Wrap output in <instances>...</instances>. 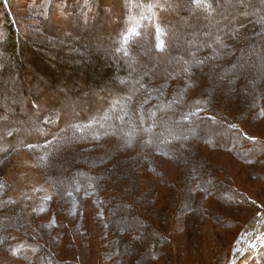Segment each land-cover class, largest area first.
Returning <instances> with one entry per match:
<instances>
[{
    "label": "trees",
    "instance_id": "16d2710c",
    "mask_svg": "<svg viewBox=\"0 0 264 264\" xmlns=\"http://www.w3.org/2000/svg\"><path fill=\"white\" fill-rule=\"evenodd\" d=\"M172 1L114 0V19L123 17V28L113 40L116 47L111 53L113 65L109 64L114 73L106 68L105 56L89 53L90 61L82 64L81 71L74 72L73 66L56 61L57 52L49 58L46 45L37 43L40 49L35 52L19 36L12 18L0 12L3 20L0 68L5 67L16 79L5 84L2 90L4 95L8 90L11 92L12 107H0V253L22 264H114L120 253L119 242L129 238V241L147 240L143 264L164 261L163 247L170 249L165 260L172 264L183 253L179 244L183 246L185 240L187 243L188 215L195 212L201 221L209 211L206 204L209 200L234 205H247L252 200L244 190L235 185H222L210 173L205 181L201 166H195L192 159L189 161L183 149L173 147L178 144L179 136L156 139L154 128L160 122L157 117L160 110L172 112L181 104L186 109L183 113L176 110L179 120L184 116L189 127L208 124L222 129L229 137L231 134L225 150L246 165L264 169V137L245 128L234 113L235 108L225 111L220 107L224 103L218 106L215 100L208 102L200 92L204 85L202 77L205 75L210 80L215 69L220 68H223L221 74L235 76L245 69L247 73L242 78L253 85L247 69L253 67L252 59L256 60L247 49L252 39L264 46V12L256 16L260 8H244L250 15L238 18L239 22L243 19L245 22L238 26L236 34L231 24L219 31L217 27L215 38L222 36L214 43L222 40L223 48L210 45V50L199 56L194 67L184 60L186 67L180 76L160 81H153L149 76L139 87L135 82L129 87L113 85L118 69L128 70L126 55L137 50L135 40L141 33L146 34L144 40H153L154 49H163L168 38L167 27L172 29L174 20L170 19L165 26L160 16H169ZM102 2L82 3L89 12L93 10L91 14L98 16ZM223 3L222 0H190L185 6L197 17L206 12L205 7L215 9ZM46 13L49 21L58 16L55 11ZM155 13L159 17L151 19ZM216 13L212 12L211 16L215 17ZM59 15L69 22V18L60 12ZM110 19L108 26L113 23ZM17 44L20 50H15ZM21 51L31 55L27 67L20 60L25 55ZM32 55L38 59L33 60ZM257 57V72L264 71V56ZM197 67L198 73L193 74V68ZM3 68L0 76L6 71ZM101 86L108 87L110 94L102 91ZM250 108L254 109L250 120L263 125L264 91L251 98ZM136 126L148 135L147 142L139 139L135 145L137 150L125 138L129 128ZM109 141L117 144L115 151L111 142L106 153L101 152L96 160H87L88 166L80 165V148L88 152ZM214 143L194 138L188 145L190 152L200 158L199 149L219 147ZM20 153L30 155L33 164L42 170L49 192L38 187L33 197L16 199L11 195L12 183L5 170ZM190 162L192 168L186 167ZM135 177L140 181L143 178L144 185L137 187ZM129 182L133 183L131 191H137L144 205L129 202L120 195V188L122 194H127ZM131 191L129 196L134 195ZM117 216L120 219L116 220ZM113 227L121 230V236L115 239L110 235ZM253 259L248 264H253ZM258 259L264 263L262 257Z\"/></svg>",
    "mask_w": 264,
    "mask_h": 264
},
{
    "label": "rangeland",
    "instance_id": "374dc122",
    "mask_svg": "<svg viewBox=\"0 0 264 264\" xmlns=\"http://www.w3.org/2000/svg\"><path fill=\"white\" fill-rule=\"evenodd\" d=\"M1 1L3 0H0V12L7 13L12 18L13 23L16 25V30L18 29L20 33H18L19 36H23V39L32 49H35V52H39L40 49L36 46L37 43H42V46L46 45L49 58L57 52V56L54 55L56 61L59 64L66 63L73 66V70L76 69L74 72L81 71L82 64L90 61L91 55L89 53L100 57L105 56L106 68L113 72L112 67L110 68L109 65H113L111 53L116 48L113 40L117 32L123 28V17L117 20L113 16V11L115 10L113 9L115 7L114 0H104V2L99 4L98 10L100 13L98 12V16L91 14L93 10L89 12L83 6V3L92 4V0H79L81 5L76 0H6L3 3ZM188 1L190 0L172 1L170 13H167L169 16H160L165 26H168V23L171 22L170 19L174 20L173 24H171L173 28L167 27L169 28L167 31L168 38L161 51L153 48L152 39L150 41L144 40L145 32L141 33L140 37L135 40L138 46L137 50L129 54V56L126 55L128 70L121 69L120 66L122 65H120V69H118V73L115 76L117 79L113 85H126L129 87L135 82L139 87L142 84V80H147L149 76H151L150 78L153 81L170 79L175 75L180 76L183 68L186 67L183 63L184 60L187 61L189 66L194 67L199 56H203L210 50V45L215 44L219 49L223 48L225 44L222 43V40L214 43L219 41L222 35L216 38L215 36L218 35L220 29H224L228 24H231L236 34L238 26L245 22L243 21L244 19L239 22L240 19L238 18L250 15V13L245 12L244 8L252 6L260 8V12L256 15L257 17L264 12V0H236L238 2L235 1L234 3L232 0H222L224 3L218 8L212 9L210 6H204L207 9L206 12L196 17L185 6ZM94 8L96 10L97 6L95 5ZM48 10L51 13L55 11L58 16L55 15L49 21V14L46 13ZM183 11L186 12L184 13ZM59 12L69 18V22L62 20L63 17L59 15ZM212 12H217L215 17L211 16ZM115 13L114 11V15ZM158 15L155 13L151 16V19H154L155 16L159 17ZM97 17H99V21H97ZM110 17L111 23L113 22L112 26H108ZM2 23L3 20L0 14V34ZM210 28L212 31H210ZM248 45V52L250 51L256 60L255 62L252 59L251 64L253 67L247 69L248 73L251 74L248 77H251L253 85L247 84L246 80L242 78L247 73L245 69L242 72L243 74L239 72L235 76L232 73L221 74L223 73V68H220L215 69L212 79L208 80L205 75L202 77L204 85L200 92L206 96L208 102L215 100L218 106L220 102L224 103L220 107L225 111L227 108H230V111L231 108H235L234 113L242 121V125L250 130L252 134L264 137V124H254L250 120L251 112L254 111L253 108H250L251 98L264 91V71L257 72L256 68V65H259L257 63V55L259 56L260 54L262 56L263 54L264 56V53H262V47L264 46L263 44L260 45L257 39H252ZM15 47V50H20L21 48L18 44ZM21 52L25 53V51ZM28 54L25 53L20 58L25 67H27V60L31 56ZM32 57L34 58L33 60L38 59V56L32 55ZM198 68H193V74L198 73ZM3 69L6 68L4 67ZM15 80L12 73L7 69L2 72L0 76V107H12L11 92L8 90L7 94L4 95L2 90L5 84L13 83ZM99 88L110 94L108 87L101 86ZM119 90L121 89L119 88ZM39 94L44 93L40 92ZM253 107L255 108V106ZM185 109L186 107L183 108L179 104L172 112L160 110V115H157L160 122L154 128L155 138L167 139L171 135L179 136L178 144H174L173 147L183 149L189 161L192 159V161L196 162L194 163L196 164L195 166H201L199 168L206 174L205 181L208 180L207 175L210 173L219 178L222 185H235L239 189L244 190L252 200L247 205H234L221 200L220 202L209 200V203H206L210 207L209 211H206L201 221H199L195 212L188 215L185 222L187 224V231L185 232L187 234V243L185 240L183 241V246L179 244V250L183 253L172 264H248L253 258V264H262L263 261L258 258L262 257L264 260V169L258 166L246 165V163L231 155L230 151L225 150L231 134L229 137L222 129L211 127L208 124L201 125L198 128L191 124L193 127H189L190 123L184 121V116L179 120L178 111L180 110L183 113ZM128 131L129 133H125V138H127L128 143L134 146L135 150H137L135 145L140 140L147 142L146 137L148 135L140 130L138 126L129 128ZM194 138L197 140L201 139L203 142L207 139L212 140L219 147H202L199 149L200 159L197 155L190 152L188 143ZM111 142H102L88 152L84 150L85 148H80L82 151L80 165L86 164L88 166L87 160H96V158L101 156V152L106 153L110 149ZM112 144L115 151L117 144L115 142H112ZM191 155L194 156L191 157ZM75 156H78V154L76 153ZM190 164L191 162L186 167L192 168ZM7 165L5 174L12 183L11 195L16 196V199L17 197L18 199L33 197L38 187L45 189V192H49L45 185L42 170L33 164L30 155L20 153ZM251 168L253 169L252 174ZM134 182L137 187L144 185L143 178L140 181L135 177ZM129 186V189L127 188L128 192L131 191L133 183L129 182ZM128 192L127 194H122V189L120 188V195L124 198L127 197L129 202L136 203L139 206L145 204L144 201L140 202L141 199L138 198L137 191H131L134 193L131 196L128 195ZM118 219H120V216H117L116 220ZM66 220L70 222V219L66 218ZM120 231L118 227H113L110 235L113 239L118 238L121 236L119 234ZM134 231L137 233L138 230L135 228ZM82 238L84 240V237ZM147 239H150V236ZM130 240L128 238L119 242L120 253L117 262L115 261L116 263L114 264H139V262L143 264L142 256L147 253V240ZM176 244L178 243L176 242ZM172 252L173 255V249ZM166 255H170V249L163 247L162 256L164 261L158 262L156 260L157 262L153 263L167 264ZM247 257L249 258L246 260ZM0 264L22 263L17 259L0 253Z\"/></svg>",
    "mask_w": 264,
    "mask_h": 264
}]
</instances>
